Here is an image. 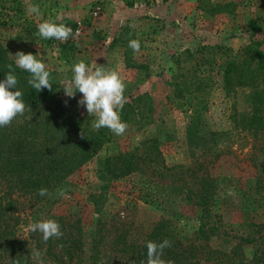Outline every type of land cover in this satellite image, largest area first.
<instances>
[{"label":"rangeland","instance_id":"obj_1","mask_svg":"<svg viewBox=\"0 0 264 264\" xmlns=\"http://www.w3.org/2000/svg\"><path fill=\"white\" fill-rule=\"evenodd\" d=\"M32 4L40 6V16L26 11ZM44 21L68 27L75 22L74 38L67 46L42 39L37 25ZM133 39L141 44L137 53L128 46ZM0 42L14 61L17 52L36 55L57 77V91L64 97L63 84L71 81L73 65L80 61L92 70L103 66L117 72L126 85L127 104L120 110L126 132L117 136L108 130L109 141L68 177L69 193L53 208L67 222L79 220L90 261L120 264L112 239L119 233L143 236L158 220L170 222L189 239L199 227H212L209 246L225 252L226 261L252 256L255 244L245 239L264 235L262 137L244 136L230 117L233 108L249 109L250 89L239 86L227 96L216 64L210 68L195 59L208 51L203 45L215 53L216 63L241 57L250 44L264 51V0H138L133 7L123 0H0ZM186 49L202 51L193 59ZM189 68L197 75L190 70L177 75ZM185 78L190 81L187 90ZM174 83L183 89L182 96H174ZM67 98L82 123L91 125L94 117L78 105L82 94ZM198 101L204 106L194 124L204 131H229L233 140L232 152L212 163L207 145L191 146L187 140L186 126ZM149 137L158 139L168 166L183 165L173 170L181 176L178 183L147 190L140 172L109 184L98 178L101 159ZM205 140L209 143L210 136Z\"/></svg>","mask_w":264,"mask_h":264},{"label":"trees","instance_id":"obj_2","mask_svg":"<svg viewBox=\"0 0 264 264\" xmlns=\"http://www.w3.org/2000/svg\"><path fill=\"white\" fill-rule=\"evenodd\" d=\"M136 1L123 0L128 7H133ZM226 5L209 4V7ZM70 27L74 31L76 23L71 21ZM123 29L129 31L127 26ZM201 49L208 51L201 52L195 59L196 63L199 61V64L210 68L216 64L227 96L232 97L239 86L250 89L249 109L238 112L233 108L230 117L234 129L239 128L244 136L250 135L255 141L262 137L258 150L264 159V51L250 44L243 49L241 57L231 56L216 63L215 53L209 46L203 45ZM199 51L202 50L195 53ZM186 52L189 58H196L190 49ZM9 64L18 78L16 87L23 93L26 110L9 126L0 127V264H97L84 255L81 230L77 224L79 220L67 222L64 215L56 214L53 208L65 196L58 195V190L69 193L68 177L101 150L110 139L109 131L107 128L96 130L93 123H82L72 110L71 99L57 91L59 80L50 70L52 89L37 92L32 88L28 84L30 74L16 67L0 42V81L6 78ZM188 70L190 75H197L195 69L190 68L177 75H189ZM183 82L187 90L190 81L185 78ZM173 85L174 96H182L183 89L178 87V83ZM203 106L200 104L191 110L186 134L189 145L208 146L212 155L209 163H212L220 155L232 152L233 140L229 131H204L194 124L195 121L197 124ZM207 135L211 138L209 143L205 140ZM176 168H183V165L168 166L158 139L149 137L131 150L106 155L99 161L97 173L101 181L109 184L140 172L145 189L159 190L161 184L174 186L181 180L178 172L173 171ZM40 188L48 189L51 195H38ZM90 196L94 198L95 195ZM57 208L55 206L54 209ZM45 219H53L60 224L61 238H52L45 243L41 233L30 231V224ZM211 231L212 227L201 226L197 235L189 239L180 236L170 222L158 220L143 236L129 237L126 233H119L112 242L120 264H147V243H160L165 239L171 242V247L164 249L162 258L173 264H264V235L245 239L255 244L250 258L226 261L223 259L225 252L209 246L208 234ZM37 252L38 256L35 255Z\"/></svg>","mask_w":264,"mask_h":264},{"label":"clouds","instance_id":"obj_3","mask_svg":"<svg viewBox=\"0 0 264 264\" xmlns=\"http://www.w3.org/2000/svg\"><path fill=\"white\" fill-rule=\"evenodd\" d=\"M29 14L40 16V6L29 5L26 9ZM37 35L42 39H55L60 42H67L74 38L73 29L63 23H53L49 21L41 22L37 25ZM128 46L137 53L141 49L139 40L129 41ZM15 65L17 68L30 74L28 84L37 92L44 89H52L51 76L44 62L37 59L32 53L25 54L17 52L15 55ZM9 72L6 78L0 81V127L9 126L17 116L25 113L26 105L23 101V93L17 90L18 78L14 74L13 66L7 65ZM73 76L71 81L63 84L64 94L69 98H75L77 91L82 94L78 105L86 107L90 117H94L93 128L99 130L107 128L117 136L123 135L128 125L121 120L120 110L127 102L124 92L126 85L115 71H108L103 66H98L94 70L90 69L85 62L80 61L73 65ZM14 89V90H13ZM229 195H234L229 190ZM40 196H50L48 189L40 188ZM58 195H66V191L58 190ZM31 232H39L42 239L47 243L52 238H61L63 232L60 224L53 219H45L29 225ZM171 247V242L165 239L160 243L149 241L147 248V264H173L172 261H165L163 257L164 249ZM35 255H39L37 252ZM134 264V262H133Z\"/></svg>","mask_w":264,"mask_h":264}]
</instances>
